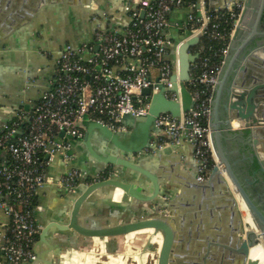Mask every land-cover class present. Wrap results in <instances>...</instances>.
I'll return each mask as SVG.
<instances>
[{
	"label": "built area",
	"instance_id": "1",
	"mask_svg": "<svg viewBox=\"0 0 264 264\" xmlns=\"http://www.w3.org/2000/svg\"><path fill=\"white\" fill-rule=\"evenodd\" d=\"M213 0H135L123 7L128 24L124 31L102 26L109 17L93 16L92 40L78 47L65 45L55 60L56 76L31 112L18 110L0 132V211L9 219L1 246L4 264H24L35 259L33 245L41 229L36 219L35 199L46 183V170L55 157L71 159L66 152L71 142L83 137L81 123L94 121L111 132L125 131L124 116L149 115L152 98L164 88L163 97L179 106V114H160L154 122L158 132L150 147L189 144L193 151L195 180L208 179L217 165L210 137V102L219 72L229 49L243 3L232 8H215ZM174 9H186L181 34H190L176 46L175 66L162 61L170 41L165 38L168 16ZM230 28V29H228ZM201 35V37H199ZM198 38L188 53L196 55L190 64L189 80L184 83L193 107L182 110L177 52L179 47ZM175 73V80L172 74ZM174 87V90H172ZM148 89L149 94L142 93ZM151 152L145 149L135 155ZM119 176L110 166L93 177L78 170L65 171L57 186L73 192Z\"/></svg>",
	"mask_w": 264,
	"mask_h": 264
},
{
	"label": "water",
	"instance_id": "2",
	"mask_svg": "<svg viewBox=\"0 0 264 264\" xmlns=\"http://www.w3.org/2000/svg\"><path fill=\"white\" fill-rule=\"evenodd\" d=\"M12 1L8 0L7 5H5L6 7L2 6L0 9V13L3 14L7 10L9 19L12 17L14 19V21H9L8 23L15 26L14 22L21 19L18 15H23V12H21L22 4H19L20 0H15L18 2L17 6L14 7H11ZM24 1L26 2L27 0ZM216 1L218 0H213V6ZM235 1L242 2L243 7L232 34L231 43L214 86L213 97L210 102V137L212 153L217 165L212 168L206 181L198 183L195 180L197 184H194V188L202 191L203 194L207 191L209 193L216 190L224 191L222 194L230 201V210L239 219V226L232 228L229 239L212 238L210 237L211 235L209 237L201 235V237L198 236L199 238L196 239L191 237L184 238L182 233H180V228H183V224L176 217H171L168 214L172 209L173 200L170 201L171 204L168 207L155 211L150 216L139 220L121 223L117 214L112 222H90V224H86L88 214L92 212L93 208L99 207L102 203H107L117 209L120 207L124 210L130 206L127 205L129 201L148 203L158 196L159 189L156 182H153L152 193L145 195L138 191L135 183L124 181L118 176L93 183L89 186H78L73 192L68 193L63 203V215L61 219L51 221L46 227H42L39 230L38 243L33 249L35 259L24 264L53 263L52 260L55 257L53 248L50 247L43 251L39 249L40 246L48 244L51 229L53 228L61 234L74 232L82 238L93 241L97 239L103 242V252L93 257H105V262H108L112 257V254L107 253L105 249L108 239L123 237L124 242L128 243L131 238L130 236H132L130 234L151 231L147 233L148 238L142 249L136 253L135 258L132 256L136 264H140L139 257L144 253H146L145 264L147 256L153 257L152 245L154 243L151 240L157 236L160 237L161 243L155 250L156 258L154 264H224L227 260L232 263L239 262V264H256L254 261L249 260V250L258 244V238L256 233L245 231L234 193L248 210L258 231V221L264 224V215L256 204L255 199L249 193L247 186L251 183L247 179H243L237 171L236 162L231 161L225 143L230 140L228 135L232 133L230 129L231 123L233 121L238 122L248 133L246 136L243 132L241 134L236 133L234 137L239 138L244 147L250 148L254 154L255 165L258 171L264 173V153L257 149L258 145L264 143V59L258 62L254 57V54L257 52L264 53V30L261 28L264 0H257L256 4H254V0H233L226 7L232 8ZM226 7H222L221 9ZM25 9L29 10L31 14H34L36 10V8L30 10L26 7ZM178 11L183 12L184 17L181 21H173L172 17ZM186 14V9H174L169 14V28L165 32V38L167 41H170V44L167 45L166 49L168 53L162 57V61L170 62L173 68L175 66L176 46L190 34L188 32L183 35L179 30L180 24L186 20ZM0 18L1 20L5 19L4 17ZM248 18L250 21H248ZM1 26L3 24L0 22ZM244 27L248 28L245 32L243 30ZM11 32L12 30L6 28L3 33L6 35ZM198 42V38H193L183 43L177 52L183 112H188L193 107L192 97L186 90L184 83L189 80L190 64L196 59V55L189 54L188 50L196 46ZM249 67H252V69L250 70ZM171 78L173 81L175 80V73L172 74ZM172 90H174V87ZM163 91H165L164 88L159 87V94L152 98L148 116L135 118L126 115L122 118L121 124L125 128V131L111 132L94 121L82 122L81 127L84 132L82 141L86 144L90 134L95 132L98 139L105 145L109 144L110 146L117 147L120 152L118 157H102L101 159L99 158V161L104 165L111 164L119 174L124 169L132 167V164L129 162L130 156L137 155L145 149H150L151 152L145 153L144 157H160L169 150L174 151L179 146L172 145L162 150L150 147L152 134L158 132V129L154 125L155 119L164 113H170L173 116L179 114L178 104L167 101L163 97ZM142 93L148 95L149 90L145 89ZM125 122L129 123L130 132L126 131L127 125H125ZM140 130L143 131L139 132ZM135 140L139 141L138 146L128 148V143ZM75 142L77 141L71 142V148L66 152L71 159L64 160L62 156L54 158V160L57 159L58 161L59 159L61 162L60 170L55 175L47 176L43 187L46 185L57 186L59 177L65 171L74 169L87 174L77 164V156L73 149ZM217 195L213 193L208 198L215 203L218 198L216 197ZM219 195L221 194L219 193ZM214 206L217 210L223 208L217 206L216 203ZM38 211L41 212L42 208L37 209ZM125 211L120 212L121 216L125 214ZM220 215L218 214V216ZM173 225H176V228ZM216 229L218 228L216 227ZM258 233V236L264 240L261 231ZM70 252L77 251L69 249L66 253L60 254L57 264H64V257H68ZM80 253L87 254L89 252ZM126 258L127 255L122 253L121 260L124 261Z\"/></svg>",
	"mask_w": 264,
	"mask_h": 264
},
{
	"label": "crops",
	"instance_id": "3",
	"mask_svg": "<svg viewBox=\"0 0 264 264\" xmlns=\"http://www.w3.org/2000/svg\"><path fill=\"white\" fill-rule=\"evenodd\" d=\"M134 1L27 0L25 2L20 0L19 4H22L23 15H18L21 19L14 22L15 26L8 23L14 19H12L13 17L9 19L7 10L3 14L0 13V17L5 18L3 20L0 18V22L3 24L0 27V132L2 125L11 121L18 110L31 112L41 94L51 87L56 76L55 60L60 50L65 45L78 47L92 40L96 28L91 21L93 16L101 17L102 13H106L109 23L107 25L106 21H100L102 26L122 32L128 24L123 7L126 4L133 5ZM232 1L218 0L214 3V7H226ZM7 2L8 0H0V9L2 6L6 7ZM17 2L13 0L11 7L17 6ZM256 2L257 0H254V4ZM25 7L30 10L36 8L35 13L31 14ZM169 17L170 15L168 19ZM183 17V12L178 11L173 15L172 20L181 21ZM248 21H250L249 18ZM6 28L12 32L5 35L3 32ZM247 29L244 27V32ZM254 57L258 62L263 61L264 53L257 52ZM249 69L251 70L252 67ZM236 123L238 126L235 123L230 126L232 133L241 134L243 132L246 136L248 132L238 122ZM125 125H127L126 131L130 132L129 123L125 122ZM235 126L236 128H234ZM141 131L143 130L139 132ZM237 139L244 147L242 141ZM138 144L137 140L130 141L127 147H137ZM73 149L77 156L78 166L85 170L90 177L100 170L112 166L111 164H102L99 158L120 155L117 147L105 145L98 139L95 132L90 134L86 144L82 138L75 142ZM144 155L130 156L129 162L132 167L124 169L119 176L124 181L135 183L138 191L145 195L152 193L153 182H156L159 189L158 196L148 203L128 200L127 205L130 206L124 210L102 203L88 214L86 224L112 222L117 214L121 223L139 220L168 207L171 204L170 201L173 200L172 209L168 214L171 217H176L183 224L180 233L184 238L196 239L201 235L208 237L211 235L212 238L228 240L232 228L239 226V219L230 210V201L222 194L224 191L216 190L212 193L207 191L203 194L202 191L194 188V184L197 183L192 147L183 142L174 151L169 150L160 157H144ZM3 157V153L0 152V161ZM55 160L47 167L46 176L55 175L60 170L61 162L59 159ZM213 193L214 195L218 194L215 203L217 206L223 207L220 210L215 209V203L208 198ZM67 194L68 192L64 189L53 185H46L39 190L35 205L37 209L42 208V211L37 212L36 210L35 215L41 228L46 227L51 221L61 219L63 203ZM238 209L243 223V214L239 206ZM121 211H125L122 216ZM218 214L221 215L218 216ZM204 224H208V226ZM175 226L173 225L174 228H176ZM8 227L9 219L0 211V264L5 263L1 246L7 235ZM38 237L39 234L32 250L38 243ZM121 243V237L108 239L105 245L106 252L116 256ZM50 247L53 248L55 254L52 264H57L59 255L66 253L69 249L85 253L94 251L96 255L100 251V247L96 246L95 241L82 238L74 232L61 234L55 228L51 229L48 244L40 246L39 249L43 251ZM95 259L98 261L97 257ZM224 264L234 263L227 260Z\"/></svg>",
	"mask_w": 264,
	"mask_h": 264
},
{
	"label": "flooded vegetation",
	"instance_id": "4",
	"mask_svg": "<svg viewBox=\"0 0 264 264\" xmlns=\"http://www.w3.org/2000/svg\"><path fill=\"white\" fill-rule=\"evenodd\" d=\"M261 28L264 30L263 23H261ZM228 136L230 140L226 141L225 147L229 153L230 159L232 162H236V169L241 177L243 179H247L251 183L247 186L249 193L255 199L256 204L259 206L264 215V173L258 171L255 165L254 154L249 148L243 147L239 143L238 139L234 137L235 133H230ZM258 149L264 153V143L258 145ZM246 219L249 229L253 228L256 235H258V232L261 231V234L264 236V224L258 221V231L256 225L254 226L253 220L247 210ZM261 242L262 244L258 246L257 249L254 250L249 256V260L254 261L256 264H264V240L262 239ZM234 263L239 264V262Z\"/></svg>",
	"mask_w": 264,
	"mask_h": 264
},
{
	"label": "bare ground",
	"instance_id": "5",
	"mask_svg": "<svg viewBox=\"0 0 264 264\" xmlns=\"http://www.w3.org/2000/svg\"><path fill=\"white\" fill-rule=\"evenodd\" d=\"M233 123H235V125H237L238 126V124L236 123V122H232L231 123V125L233 124ZM234 128H236V126L234 127ZM234 196L236 197V199H237V203H238V206H239V208H240V210H241V212H242V214H243V226H244V229H245V231H252V232H254V229L253 228H251V229H249L248 228V224H247V219H246V208L244 207V205H242V203L240 202V200H238V198H237V196L235 195V193H234ZM247 212H248V210H247ZM249 213V212H248ZM250 215V214H249ZM250 217H251V215H250ZM252 218V217H251ZM252 220H253V218H252ZM253 223H254V226L256 225L255 224V222H254V220H253ZM253 226V227H254ZM151 231H146V232H141V233H144V234H147V233H150ZM140 233V234H141ZM255 233V232H254ZM130 235H135V234H130ZM132 236H130L131 238H132ZM257 238H258V244L256 245V246H254V247H252V248H250V250H249V256H250V254L254 251V250H256L257 249V247L258 246H260L261 244H262V242H261V240H262V238H260L258 235H257ZM95 241H97V239L95 240ZM99 241V240H98ZM152 243H154V244H157L158 246L160 245V243H161V240H160V237H154V238H152ZM97 246L98 247H100V253L101 252H103V242H98L97 243ZM129 246V244L127 245V247ZM131 251V248H130V246L128 247V249H127V251H126V255H127V257L130 255V256H133L134 258H135V255H136V253L137 252H132V253H130V251ZM93 256H95L94 254L93 255H91V254H89V253H87V254H82V253H80V252H70V254L68 255V257H64V264H96L95 263V257H93ZM145 257H146V253H144L142 256L140 255V257H139V262H140V264H145ZM151 257V256H150ZM121 258H122V254H117L116 256H112L110 259H109V261L108 262H106V263H104V264H124V261L123 260H121ZM133 260V259H132Z\"/></svg>",
	"mask_w": 264,
	"mask_h": 264
},
{
	"label": "rangeland",
	"instance_id": "6",
	"mask_svg": "<svg viewBox=\"0 0 264 264\" xmlns=\"http://www.w3.org/2000/svg\"><path fill=\"white\" fill-rule=\"evenodd\" d=\"M147 238H148V235L147 234H144V233L135 234V235L132 236V238H130V240H129L128 243H125L124 242V238L121 237L122 243L118 247V251L119 252L117 254H122V253L125 254L129 246L131 248V251L129 250L130 253L140 251L142 249V247L144 246ZM95 242H96V246H97V243L99 241L97 240ZM128 244H129V246L127 247ZM157 247H158L157 244H153L152 245L153 257L152 256L151 257L150 256H147V262H146V264H154V260L156 258L155 250L157 249ZM99 253H100V251L97 254H99ZM89 254L96 255L94 251L93 252H89ZM132 259H133L132 256L129 255L126 259H124V264H136L133 261L134 259L133 260ZM105 261H106L105 257H101V258L99 257L98 258V261H97V264H103V262H105Z\"/></svg>",
	"mask_w": 264,
	"mask_h": 264
},
{
	"label": "trees",
	"instance_id": "7",
	"mask_svg": "<svg viewBox=\"0 0 264 264\" xmlns=\"http://www.w3.org/2000/svg\"><path fill=\"white\" fill-rule=\"evenodd\" d=\"M261 23L264 24V12H263V15H262ZM228 29H230V28H228Z\"/></svg>",
	"mask_w": 264,
	"mask_h": 264
}]
</instances>
